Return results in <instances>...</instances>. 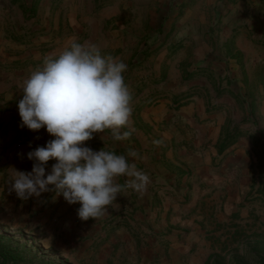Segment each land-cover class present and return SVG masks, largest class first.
I'll return each instance as SVG.
<instances>
[{
	"label": "crops",
	"instance_id": "0c3cea01",
	"mask_svg": "<svg viewBox=\"0 0 264 264\" xmlns=\"http://www.w3.org/2000/svg\"><path fill=\"white\" fill-rule=\"evenodd\" d=\"M73 40L127 65L133 113L121 131L131 137L114 141L106 130L85 142L138 152L129 160L152 183L119 198L170 230L166 240L179 244L186 228L204 237V205L237 203L264 176V0H0V191L10 190L12 168L32 170L29 151L53 139L21 127L24 81Z\"/></svg>",
	"mask_w": 264,
	"mask_h": 264
},
{
	"label": "clouds",
	"instance_id": "9594fccd",
	"mask_svg": "<svg viewBox=\"0 0 264 264\" xmlns=\"http://www.w3.org/2000/svg\"><path fill=\"white\" fill-rule=\"evenodd\" d=\"M126 71L124 62L101 55L95 44L75 40L59 55L44 58L25 79L17 107L21 127L34 132L44 128L53 139L27 153L33 161L30 172L12 168L10 192L27 200L52 190L68 204L79 203L83 221L103 218L118 206L121 193L146 192L150 175L129 160L140 158L137 151L124 155L85 146L106 130L114 141L131 137V130L121 131L129 128L133 113ZM49 161L55 163L46 173Z\"/></svg>",
	"mask_w": 264,
	"mask_h": 264
},
{
	"label": "rangeland",
	"instance_id": "374dc122",
	"mask_svg": "<svg viewBox=\"0 0 264 264\" xmlns=\"http://www.w3.org/2000/svg\"><path fill=\"white\" fill-rule=\"evenodd\" d=\"M5 188L0 235L23 256L6 264H264V176L237 203L205 204L211 213L202 223L204 237L190 238L186 228L179 244L162 237L170 230L158 232L145 214L131 211L126 198L118 197L103 218L83 221L79 203L51 196L21 200Z\"/></svg>",
	"mask_w": 264,
	"mask_h": 264
},
{
	"label": "trees",
	"instance_id": "16d2710c",
	"mask_svg": "<svg viewBox=\"0 0 264 264\" xmlns=\"http://www.w3.org/2000/svg\"><path fill=\"white\" fill-rule=\"evenodd\" d=\"M3 235H0V264H6L7 261H16L23 258L22 254L17 252L15 248L11 247L4 241Z\"/></svg>",
	"mask_w": 264,
	"mask_h": 264
}]
</instances>
